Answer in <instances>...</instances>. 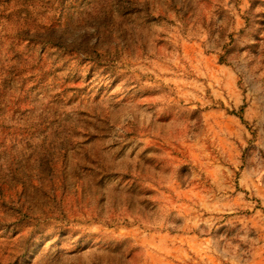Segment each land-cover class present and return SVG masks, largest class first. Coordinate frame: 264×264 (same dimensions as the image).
<instances>
[{
    "label": "rangeland",
    "instance_id": "374dc122",
    "mask_svg": "<svg viewBox=\"0 0 264 264\" xmlns=\"http://www.w3.org/2000/svg\"><path fill=\"white\" fill-rule=\"evenodd\" d=\"M33 4L52 38L0 33V264H264V0Z\"/></svg>",
    "mask_w": 264,
    "mask_h": 264
},
{
    "label": "trees",
    "instance_id": "16d2710c",
    "mask_svg": "<svg viewBox=\"0 0 264 264\" xmlns=\"http://www.w3.org/2000/svg\"><path fill=\"white\" fill-rule=\"evenodd\" d=\"M34 0H0V33L8 31L7 29H12V35L6 36L9 38L13 45L20 44L23 41L28 42L30 45L35 44H44L49 40L48 38H52L55 29L54 18L51 17V21L49 23H44V30L49 33L48 36L42 37L40 34V25L39 19H37L32 9H35L33 4ZM66 2H59V5L63 8ZM63 15V13H61ZM50 20V19H49ZM61 22V19H59ZM42 24V23H41ZM5 37L0 34V51L3 46V42ZM1 59V55H0ZM4 72L3 69L0 70V75Z\"/></svg>",
    "mask_w": 264,
    "mask_h": 264
}]
</instances>
